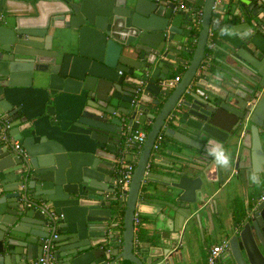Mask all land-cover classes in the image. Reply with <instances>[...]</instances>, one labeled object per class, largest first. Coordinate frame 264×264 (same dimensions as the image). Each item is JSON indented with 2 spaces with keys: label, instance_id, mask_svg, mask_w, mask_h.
<instances>
[{
  "label": "water",
  "instance_id": "obj_1",
  "mask_svg": "<svg viewBox=\"0 0 264 264\" xmlns=\"http://www.w3.org/2000/svg\"><path fill=\"white\" fill-rule=\"evenodd\" d=\"M19 1L40 10L22 17ZM215 3L0 0V264H180L181 236L201 235L203 216L212 223L218 187L232 196L264 184V0H220L214 12ZM215 13L222 26L201 68ZM172 124L164 135L176 159L159 156L150 172L155 139ZM147 125L120 234L122 139ZM213 139L230 167L206 156ZM147 181L174 189L154 195L173 250L136 239L134 215L152 202L139 198ZM235 214L217 263L264 264V199Z\"/></svg>",
  "mask_w": 264,
  "mask_h": 264
},
{
  "label": "crops",
  "instance_id": "obj_2",
  "mask_svg": "<svg viewBox=\"0 0 264 264\" xmlns=\"http://www.w3.org/2000/svg\"><path fill=\"white\" fill-rule=\"evenodd\" d=\"M35 4V3H34ZM32 2H17L16 9L19 12V15L22 17H29L32 15H36V12L40 10L38 5H34ZM201 12V9L199 10ZM228 16L225 15V19ZM198 33V31H197ZM217 37V36H216ZM216 37L214 38V43L216 44ZM184 72L183 68H179L177 70H173V74L169 76V80L174 79L175 77L180 76V79L182 77V74ZM157 114V111H154ZM155 114V115H156ZM146 127V126H144ZM173 129L177 130V125H165V128L162 130V134H164L165 129ZM178 144L170 137H167L164 135V140L162 141V144L160 146L159 152L155 155L156 157L161 156L165 159H176L172 155L168 154L169 151H175V147ZM215 192L213 200L216 202V211L217 213H214L212 215V223L208 220L206 216H203L201 219L202 224V234L200 235L199 232H195L194 234L186 236L183 234L181 236V244L182 249L179 251V255L181 257L180 264H205V259L208 250L216 245L217 243H221L225 238L222 236V226L229 225L231 223H234L235 221V213L237 210H242L244 206L247 203H250L256 196L264 197V184L262 183V186L258 188L257 190L255 188L248 187L246 190V193H244L243 189L239 187V190L235 193V195L230 194V190L223 189V188H217ZM174 189L171 188L170 185L166 184H158L154 182H143L142 187L140 189V199H148L150 204L144 205L138 209L136 213H138L141 224L138 229L142 233V239L143 241H138V244H150L151 247L162 249V250H168L169 248L171 250L174 249V247L177 245V242L174 244L173 247H171L170 237L172 236L174 239L177 238V235L174 234L173 231H171L172 228L164 227L158 223V215H156L157 212V206H155L156 202V196H154L157 193H166L169 191H173ZM154 204V205H153ZM175 205H178L175 203ZM120 220H119V226L116 229L120 234L123 232L122 228V215L119 214ZM171 227V225H170ZM175 228H178V224L175 225ZM163 229V230H161ZM137 234V233H136ZM161 235L163 240H161ZM220 241V242H219ZM218 245V244H217ZM219 264V263H217Z\"/></svg>",
  "mask_w": 264,
  "mask_h": 264
},
{
  "label": "built area",
  "instance_id": "obj_3",
  "mask_svg": "<svg viewBox=\"0 0 264 264\" xmlns=\"http://www.w3.org/2000/svg\"><path fill=\"white\" fill-rule=\"evenodd\" d=\"M219 3H220V0H216V3L213 6L214 12L218 11ZM185 7L186 5L183 2L179 1V3L176 6V9L177 8L184 9ZM196 38H197V33L194 34L193 36L194 43L196 41ZM214 46H215V43L212 39V33L210 30L207 48L213 49ZM209 60H210V56L206 55V57L204 58L201 64V68H204L208 64ZM200 69L197 72V75H199ZM179 81H180V76L175 77L174 79L168 81L167 85L170 89H173ZM147 134H148V130L146 129H144L143 131L130 130L126 132L123 136L122 143H123V148H124V154H122L120 158L118 159L116 173H115L116 188H117L115 192V196L118 201L122 202L123 205H124L123 200L125 199V196L122 194V192L130 184L131 179H132V174L136 166V163L135 165H133L132 162L134 163L136 157L139 156L142 146L147 138ZM163 140H164V134L162 133L158 134L153 144V147H152L151 158H150L151 161L157 160V157L155 155L159 152L160 146ZM15 148L17 150H21L17 142L15 143ZM126 155L130 156L132 161L128 162L126 160ZM149 165H148V168H149ZM263 199L264 197H261V200ZM140 224H141L140 217L138 213H135L134 226H135L136 231H138ZM226 249H228V240L226 239L223 240L220 244L214 245L213 247H211L208 250L207 255H206V264H217L218 260L221 258L222 254L224 253ZM40 264H46V260L42 258L40 260Z\"/></svg>",
  "mask_w": 264,
  "mask_h": 264
},
{
  "label": "clouds",
  "instance_id": "obj_4",
  "mask_svg": "<svg viewBox=\"0 0 264 264\" xmlns=\"http://www.w3.org/2000/svg\"><path fill=\"white\" fill-rule=\"evenodd\" d=\"M222 32H227V29H222ZM205 154L210 157L217 168H228L231 166V155L227 152L223 144L216 140H209L205 146ZM248 179L255 184L258 181V176L255 172H250Z\"/></svg>",
  "mask_w": 264,
  "mask_h": 264
},
{
  "label": "trees",
  "instance_id": "obj_5",
  "mask_svg": "<svg viewBox=\"0 0 264 264\" xmlns=\"http://www.w3.org/2000/svg\"><path fill=\"white\" fill-rule=\"evenodd\" d=\"M218 21H219V15L218 14H213V16H212V18H211V23H210V29H211V33H212V39L214 40V38L217 36V33H218V31H219V28H220V26H222V24H219L218 23ZM207 54L209 55L210 53H211V49H209V48H207ZM210 56V55H209ZM149 125H147L146 127H145V129L146 130H149ZM137 160H138V157H136V159H135V161H134V163L132 162V164L133 165H135V163L137 162ZM154 162L153 161H151V163H150V165H149V171L150 172H152V171H154L155 170V166H154V164H153ZM117 204H119L120 206H121V208H120V213L119 214H121L122 216H123V213H124V205L122 204V203H120V202H117ZM235 221H236V214H235ZM234 221V222H235ZM142 233H141V231L139 230L138 232H137V234H136V239L138 240V241H143V239H142ZM217 244H219V243H217ZM216 244V245H217ZM205 264H206V259H205Z\"/></svg>",
  "mask_w": 264,
  "mask_h": 264
},
{
  "label": "rangeland",
  "instance_id": "obj_6",
  "mask_svg": "<svg viewBox=\"0 0 264 264\" xmlns=\"http://www.w3.org/2000/svg\"><path fill=\"white\" fill-rule=\"evenodd\" d=\"M220 242V241H219Z\"/></svg>",
  "mask_w": 264,
  "mask_h": 264
}]
</instances>
